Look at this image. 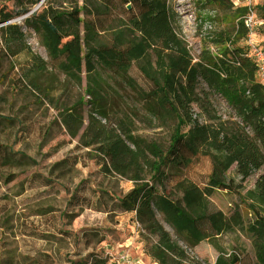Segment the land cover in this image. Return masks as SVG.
<instances>
[{
	"label": "rangeland",
	"instance_id": "rangeland-1",
	"mask_svg": "<svg viewBox=\"0 0 264 264\" xmlns=\"http://www.w3.org/2000/svg\"><path fill=\"white\" fill-rule=\"evenodd\" d=\"M262 6L0 0V264H264Z\"/></svg>",
	"mask_w": 264,
	"mask_h": 264
},
{
	"label": "built area",
	"instance_id": "built-area-1",
	"mask_svg": "<svg viewBox=\"0 0 264 264\" xmlns=\"http://www.w3.org/2000/svg\"><path fill=\"white\" fill-rule=\"evenodd\" d=\"M246 25L248 27H251L252 20H248L246 22ZM250 54H252V56L255 58L258 71L260 72V75L262 76L264 80V43L260 45L252 46V50Z\"/></svg>",
	"mask_w": 264,
	"mask_h": 264
},
{
	"label": "bare ground",
	"instance_id": "bare-ground-1",
	"mask_svg": "<svg viewBox=\"0 0 264 264\" xmlns=\"http://www.w3.org/2000/svg\"><path fill=\"white\" fill-rule=\"evenodd\" d=\"M160 1H162L165 4V6L167 7V9L169 11H171L173 9L174 5H176L179 0H160ZM174 11H175V13L177 12L176 10H174Z\"/></svg>",
	"mask_w": 264,
	"mask_h": 264
},
{
	"label": "trees",
	"instance_id": "trees-1",
	"mask_svg": "<svg viewBox=\"0 0 264 264\" xmlns=\"http://www.w3.org/2000/svg\"><path fill=\"white\" fill-rule=\"evenodd\" d=\"M263 2V6L261 7V9L263 10V15H262V19L264 20V0H261ZM128 209H132L131 207H128Z\"/></svg>",
	"mask_w": 264,
	"mask_h": 264
}]
</instances>
